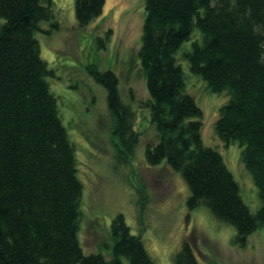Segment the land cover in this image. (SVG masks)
I'll list each match as a JSON object with an SVG mask.
<instances>
[{"label":"trees","instance_id":"1","mask_svg":"<svg viewBox=\"0 0 264 264\" xmlns=\"http://www.w3.org/2000/svg\"><path fill=\"white\" fill-rule=\"evenodd\" d=\"M52 0H0V264H156L121 215L113 220L112 257L86 254L79 234L83 182L76 148L63 123L53 76L42 58L37 32L54 19ZM77 20L88 27L103 14L106 0H76ZM139 53L148 104L159 140L146 150L147 164L168 165L190 190L188 208H208L236 229L233 242L245 246L264 227V0H147ZM58 28L56 23H52ZM185 53L193 74L214 93L229 91L216 133L228 146L239 142L263 205L253 214L223 156L205 145L202 109L187 93L176 54ZM110 34V31L108 32ZM107 93L120 154L139 143L134 111L124 103L119 77L90 67ZM175 264H200L185 241Z\"/></svg>","mask_w":264,"mask_h":264},{"label":"rangeland","instance_id":"2","mask_svg":"<svg viewBox=\"0 0 264 264\" xmlns=\"http://www.w3.org/2000/svg\"><path fill=\"white\" fill-rule=\"evenodd\" d=\"M75 1L52 0L54 19L41 23L46 32L35 35L42 58L53 72L48 78L50 90L58 99L61 118L76 148L78 177L84 185L79 234L82 250L110 260L114 246L110 227L121 215L156 264H175L185 241L193 244L200 264H264V227L250 235L245 246L236 245L233 226L221 222L206 207L188 208L190 190L180 174L166 164H147L146 150L159 140L151 122V97L139 56L147 0H106L102 16L88 27L79 25ZM4 23L0 17V28ZM201 36L196 29L176 59L185 74L187 93L203 112L202 140L222 154L244 201L256 214L263 202L253 175L245 169L244 147L239 142L227 146L215 129L231 95L229 91H211L202 77L192 73L185 57ZM92 66L117 74L119 93L134 111L132 123L140 137L130 157L120 154L107 93L89 74ZM121 261L130 264L125 256Z\"/></svg>","mask_w":264,"mask_h":264}]
</instances>
